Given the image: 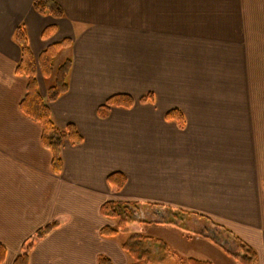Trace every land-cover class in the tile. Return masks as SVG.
Instances as JSON below:
<instances>
[{
	"label": "crops",
	"instance_id": "0c3cea01",
	"mask_svg": "<svg viewBox=\"0 0 264 264\" xmlns=\"http://www.w3.org/2000/svg\"><path fill=\"white\" fill-rule=\"evenodd\" d=\"M33 1L0 0L2 264H14L23 244L61 217H67L66 224L33 247L29 253V264H98L99 257L111 264H132V259L121 248L123 243L115 241L119 235L111 239L100 235L106 227H117L116 221L101 216L100 208L109 202L138 204L145 195L127 172L113 167L112 160L105 153V138L102 135L95 138L94 129L109 123L114 112H129L136 106L154 104V92L160 89L155 85H160L162 78L161 74L156 78L155 72H151V67L157 65L148 50L150 44L153 47L160 39L162 27L167 26L162 21H170L178 12H189V18H186L187 23L189 19V27L201 26L199 24L209 21V16H212L211 26L217 28L212 39L208 31L203 32L200 38L189 39V77L194 79L189 82V107L200 109L199 102L209 97L210 92L219 93L214 96L219 102L233 100L238 95L240 105L241 90L246 93L244 102L249 111L244 119H249V134L257 155L252 159L254 163L250 164L251 161H247L250 149H247L248 154L243 149L242 170L235 166L234 177L239 184H235L237 189L232 191L231 197L239 198L242 203L239 210L243 220L238 214L234 216L240 220L238 224L222 226L256 251L257 264H264V90L258 87L264 84V0H53L64 13L60 19L40 16L33 9ZM191 13L195 14L190 17ZM19 26L24 28L28 48L36 64L47 48L66 40L71 42V47L62 50L53 60L48 80L36 71L38 94L46 100L56 71L67 59H72L67 94L48 106L55 124L60 129L73 125L83 143L76 147L67 141L63 143L59 175L52 172V156L41 144L40 127L19 110L26 89V81L16 75L21 50L14 36ZM51 27L55 28V34L43 40V32ZM226 31L229 33L225 34ZM199 43L237 47L228 52H211L208 49L193 53L191 44ZM146 57L149 58L148 64ZM139 58H142L141 63ZM192 59H201L199 69L190 68ZM211 59L218 61L217 68L224 67L226 60L246 61L244 64L248 69L244 76L240 75L241 86L233 90V85L234 95H221L220 92L224 91L222 84L203 83L200 79L213 74L220 80L219 68L209 72L214 66L208 64ZM220 61H223L221 65ZM238 69L241 73V62ZM140 90L152 93L153 102L138 103L141 97L130 93ZM115 95H128L136 103L131 110L111 108L107 118H100L98 108ZM227 119H235L234 137L241 138V123L237 122V119H243L241 112H235ZM229 158L237 164V154L235 158ZM237 169L243 172L244 184L240 182L241 173ZM115 173L122 174L127 180L118 193H113L107 184V178ZM224 193H220L218 198L221 200L216 205L212 201L206 205L220 211L229 210ZM194 196L204 203L203 193L192 192ZM198 201L189 199V203ZM194 233L192 235L196 236ZM196 238L198 242L201 239L209 241L208 238ZM183 240L189 244V239Z\"/></svg>",
	"mask_w": 264,
	"mask_h": 264
},
{
	"label": "rangeland",
	"instance_id": "374dc122",
	"mask_svg": "<svg viewBox=\"0 0 264 264\" xmlns=\"http://www.w3.org/2000/svg\"><path fill=\"white\" fill-rule=\"evenodd\" d=\"M193 14L195 13H191L190 17ZM186 18H189V12H178L170 21L163 20V24L167 26L162 27L160 39L155 41L153 47L150 44L148 52L155 57V65H157L151 67V72H155L156 78L161 74L162 78L160 85L159 83L155 85V88L160 89L154 92L156 96L154 104L136 106L129 112H114L109 123L94 129V137L102 135L105 138L107 144L105 153L112 160L113 167L127 172L140 192L144 193L145 196L137 202L140 212H134L137 219L148 218L146 215L151 212L141 206L147 203L171 206L197 213L208 219L187 218L183 224L190 232L187 230L185 233L170 226L141 224L137 231L139 235L167 242L166 245L172 254H164L156 244L149 245L148 264H185L188 258L209 261L212 264H238L220 248L212 246L209 241L201 239V242H198L192 232L206 235L232 253L236 250L231 238L221 229L212 226L209 221L226 227L240 222L234 216L240 214L242 203L239 202V198L231 197L232 191L237 189L235 184H239L234 177L235 166L242 170L243 149L246 154H248L247 149H250L251 154L247 155L250 164L254 163L252 159L257 155L255 149L253 150L254 141L249 134V119H244L249 107L244 102L246 93L242 90L240 105L238 95L233 100L219 102L214 98L219 93L210 92L209 97L199 102L200 109L189 107V82L194 81L189 77V39L192 41L194 38H200L203 32L207 31L212 39L215 36L213 32H217V28L211 26L212 16H209V21L199 24L201 26L190 27L189 19L187 23ZM228 33L226 31L225 34ZM191 46L193 53L208 49L211 52H228L232 51L233 47H237L232 44L203 43L191 44ZM146 59L148 64L149 58ZM200 60H190V68L199 69ZM139 61L141 63L142 58H139ZM217 62L213 59L208 61V64L214 65L209 72L219 68L220 80H217L213 74L200 79L203 83L222 84L221 88L224 91L220 92L221 95H234L233 90L241 86L240 75L244 76L248 69L244 64L246 61L226 60L225 66L218 68L215 66ZM240 62L241 73L238 69ZM222 63L223 61H220L219 64ZM234 63L237 64L236 67ZM258 87L264 90V84ZM147 93L148 91L140 90L130 94L142 97ZM172 109L183 112L187 123L184 130L163 119ZM239 111L243 118L237 119L238 124L241 123V138L236 139L233 124L235 119L227 118L233 117L235 112ZM235 154H237L236 165L233 158H229V156L235 158ZM238 173H241L240 170ZM240 176V182L244 184L243 172ZM252 180H255V177ZM192 192L203 193L204 203L196 196L192 197ZM221 192H225L223 196L227 199L225 202L229 210L220 211L206 205L210 201L216 205L221 200L218 198ZM192 198L199 201L189 203V199ZM164 216L165 214H160L156 220L160 221L165 218ZM149 219L152 220V217ZM182 234L185 240L189 239V244L182 242ZM118 235L115 240L117 243H125L131 236L130 233ZM186 245H189V248Z\"/></svg>",
	"mask_w": 264,
	"mask_h": 264
},
{
	"label": "trees",
	"instance_id": "16d2710c",
	"mask_svg": "<svg viewBox=\"0 0 264 264\" xmlns=\"http://www.w3.org/2000/svg\"><path fill=\"white\" fill-rule=\"evenodd\" d=\"M33 9L37 14L43 17L49 16L55 19L64 17L62 9L53 0H34ZM55 32L56 30L54 27L45 30L42 34V39H49ZM14 41L21 50V60L17 66L16 75L26 81L25 94L20 102L19 110L28 120L40 127L41 144L52 156V172L55 175H59L62 170L60 150L63 143L67 141L72 147L79 146L83 143L82 137L78 134L73 125H67L64 129H60L55 124L48 106L67 94L69 90L68 77L72 68V59H67L56 71L54 84L47 90L46 100H42L38 94L36 87V71L38 70L40 72L44 80H48L53 70V60L62 50L70 48L71 42L66 40L58 45L47 48L41 53L36 64L31 57L23 26H19L16 29ZM153 100L154 95L148 93L141 97L138 103L144 105L152 103ZM135 103L136 101L128 95H115L107 99L105 105L98 108L97 113L100 118L105 119L109 116L111 108L131 110ZM164 120L169 123H175L180 130L186 128V120L179 110L174 109L168 111L164 116ZM126 183V178L120 173L112 174L107 178V184L113 193L121 191ZM141 206H144V208L151 212L146 215L148 216L147 219H137L135 217L134 212H140L141 210L140 208L138 209V204L135 203L125 204L109 202L102 205L100 208L101 216L117 222V227L115 229L106 227L100 231V235L103 238H115L119 233L131 234L130 238L122 244L121 248L123 252L132 259V264H148L150 262V251L147 247L152 244L158 245L160 251L164 254L172 255L164 241L158 239L153 240L139 235L137 231L141 224L165 225L181 230L182 232H187V230L190 232L183 224L185 220L187 221V218H189V220L190 218L208 220L197 213L183 211L171 206L154 204H142ZM163 211L164 213H162ZM160 214H165V218L157 221L156 218ZM149 217H152V220L149 219ZM67 221V217H61L55 222L40 229L33 237L23 244L20 255L15 260L14 264H29V253L33 247L53 230L66 224ZM209 222L212 226L221 229L231 238L236 248L234 253L221 247L213 239L204 234L194 233V235L208 238L209 241L238 264H257V253L250 245L222 225H216L212 221ZM2 263L3 251L0 249V264ZM98 264L111 263L107 259L99 257ZM185 264H211V262L189 258L186 260Z\"/></svg>",
	"mask_w": 264,
	"mask_h": 264
}]
</instances>
